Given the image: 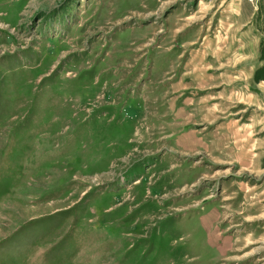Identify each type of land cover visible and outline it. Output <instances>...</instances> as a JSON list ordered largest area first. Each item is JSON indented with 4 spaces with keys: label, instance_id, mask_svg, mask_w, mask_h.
<instances>
[{
    "label": "rangeland",
    "instance_id": "1",
    "mask_svg": "<svg viewBox=\"0 0 264 264\" xmlns=\"http://www.w3.org/2000/svg\"><path fill=\"white\" fill-rule=\"evenodd\" d=\"M0 264H264V0H0Z\"/></svg>",
    "mask_w": 264,
    "mask_h": 264
}]
</instances>
